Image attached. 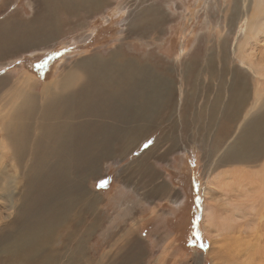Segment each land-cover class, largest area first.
<instances>
[{
	"label": "bare ground",
	"instance_id": "1",
	"mask_svg": "<svg viewBox=\"0 0 264 264\" xmlns=\"http://www.w3.org/2000/svg\"><path fill=\"white\" fill-rule=\"evenodd\" d=\"M5 3L0 0V6ZM28 5L32 16L14 10L0 17V58L40 52L42 45L51 46L60 36L73 37L80 31L77 38L94 35L88 22L109 8V0H28ZM165 19L164 10L154 3L140 10L128 27L131 42L121 30L118 44L106 54L95 50L62 66L56 89L47 95L36 94L33 76H22L23 80L13 74L0 76V94L10 88L9 95H0L4 134L0 137V216L7 218L0 223V228L7 225L0 232V264H119L125 254L129 255L125 264H134L140 249L131 242L132 230L122 238L123 244L134 246L131 251L121 247L98 262L94 259L88 239L103 218L97 209L102 196L88 189L87 183L100 172L101 163L126 153L130 148L122 145L126 137L134 146L140 133L153 134L172 123L181 104L183 108L192 104L189 97L202 88L198 83L202 76L207 77L204 88L209 92L213 88V98L205 111L195 112L196 118H204L201 123L206 122L198 131L204 128L209 133L215 126L219 140V126L240 128L230 139L222 138V149L220 144L207 153L204 168L216 173L210 180L214 189L232 195L225 203L209 200L203 223L220 227L218 232L231 231L232 239L225 242L228 254L246 253L247 264L263 257L256 264H264V96L258 88L264 82V0H233L230 33L222 40L203 39L217 42L222 50L227 47L229 64L213 49L209 51L215 55L204 61L206 53L199 45L183 57L185 61L176 59L178 76L188 80L192 92L176 88L170 64L158 67L154 43L147 44L145 56L136 48ZM172 134L169 130L168 139H174ZM151 147L135 161L139 168L148 166L143 159L152 157L155 146ZM226 164L228 169L223 168ZM16 168L21 177L10 174ZM211 189L208 184L207 195ZM59 239L62 248L57 247Z\"/></svg>",
	"mask_w": 264,
	"mask_h": 264
},
{
	"label": "rangeland",
	"instance_id": "2",
	"mask_svg": "<svg viewBox=\"0 0 264 264\" xmlns=\"http://www.w3.org/2000/svg\"><path fill=\"white\" fill-rule=\"evenodd\" d=\"M151 3L159 6V10H164L166 19L162 25L157 26L144 38V42L140 41L141 45L137 43L136 48L141 56H145L149 52L147 44L154 43L152 46L160 60L157 61L158 67L170 64L174 71L173 79L176 82V88H179L180 91L187 88L188 92L194 90V88L188 87V80L178 76L179 65L176 59L185 61L183 57L190 52L192 54V50L198 45L203 46L205 50L204 61L209 62L215 52L217 55L221 54L220 59L229 64L230 55L227 56V47L222 50L217 46V42L214 44L204 43L203 39L222 40L230 33V8L233 0H109V8L104 13L95 15V19L88 22L87 27L95 30L94 35L85 39L77 38V35L83 33L80 31L73 37L70 35L60 36L61 40L51 43V46L42 45L41 48H44L37 53L30 50L12 53L8 56L2 55L0 63L7 64L0 66V76L13 74L21 80H23L22 76H33L31 78L38 83L33 87L36 94L47 95L56 89L59 76L62 73V66L71 65L78 59L90 56L95 50H99L100 54H106L114 45L118 44V40L123 34L121 30H124L126 41L131 42L133 36L128 38L130 37L128 29L130 21L136 18L140 10L148 7ZM14 10L24 13L25 17L33 15L28 0H6L5 5L0 6V17L5 18ZM245 13L243 11V14ZM242 18L241 16L238 20L240 26ZM209 49H213L214 52ZM257 50L260 51V49ZM260 54L258 53V56ZM189 56L187 55L185 58ZM182 64L185 65V62ZM206 79V76L199 78L198 83L202 85V88L197 95L191 96V99L189 97V102L192 104L188 108H183V104H181L176 109L175 116L171 120L173 124H163L161 128L156 129L157 131L152 132L153 134L143 135L140 133L136 140L138 142L134 146H132V141L127 140L130 138L126 137L122 143L123 146H130L126 153L123 156L122 153H119L120 156L117 155V157L113 155L103 164L101 163L100 172L91 177L87 183L88 189L102 196L101 206L99 205L97 209L103 218H100L99 225L92 232V237L89 236L88 239L89 249L95 256L96 262L100 261L103 255L110 256L121 247H127L131 251L134 246L128 243L125 246L122 238H125L127 233L132 230L135 233H133L131 242H134L135 247L140 249L134 264H247L246 253L237 256L230 252L228 254L226 251L225 242L229 237H231L229 239L233 237L230 236V230L218 232L221 231L220 227H209L203 223L204 211L209 200L218 199L219 201L222 199L225 200L222 203H225L232 195V193L224 194V192L214 189L213 182H210L212 174L216 173L209 171V167L207 171L204 168L207 163V153L211 152L206 147L207 140L190 139L191 132L197 133V138L198 133L208 138L212 135L213 138H216L214 135L215 126L211 127V133H207L204 128L198 131L199 126L206 122L201 123L204 118H196L195 112L198 108L205 111L207 105L212 104L213 98V88L209 92L202 83V81L206 83ZM255 79L259 80L258 77ZM14 82L17 80L15 79L12 85ZM251 86L254 88L255 82ZM258 88L260 92L262 91L261 96H264V82L259 84ZM2 94L9 95L10 88L5 89L0 95ZM205 98L207 99L205 100ZM2 100L0 99V103ZM181 107L183 108L182 114ZM220 127L218 134L221 137L217 146L221 144L222 149L224 146L222 138H224L223 140L231 138V134H235L240 128L237 124L234 128L229 126L228 130ZM169 130L173 131L174 139H168ZM3 135V128L0 126V137ZM176 138L179 140L176 141ZM151 146H155L152 157L143 159V164H148V166L146 169H141L139 168L140 164L135 161ZM221 149L220 151H222ZM226 165L223 166L224 169L229 168L228 164ZM124 169L126 170L123 172ZM170 172H172V177L176 176L182 190L184 189V205H182V200V203L179 201L176 205V213L172 214V217L169 215L171 209L168 210L166 205H163L162 196L165 189L161 185L162 182L170 178ZM10 174L20 176V169H10ZM151 178L152 181H150ZM19 180L20 178H18L16 186L19 185ZM101 181H106L107 185L101 187ZM208 184L212 189L208 191L207 195ZM12 185L14 186V182ZM159 186H161L160 189H158ZM221 210L223 211V208H220ZM2 211L6 212L4 206ZM224 214L227 213L224 211ZM1 216L0 223H6L7 218H1ZM251 218L255 221L254 216ZM248 219L250 221V218ZM6 226L5 224L0 228L1 233L5 231ZM216 234L218 236H215ZM57 247L62 248L60 239L57 241ZM128 256L125 254L119 264H125L129 259ZM262 260L263 257L262 259L256 257L254 263Z\"/></svg>",
	"mask_w": 264,
	"mask_h": 264
},
{
	"label": "crops",
	"instance_id": "3",
	"mask_svg": "<svg viewBox=\"0 0 264 264\" xmlns=\"http://www.w3.org/2000/svg\"><path fill=\"white\" fill-rule=\"evenodd\" d=\"M197 133L191 132V138L197 139L198 141H203V140H207L206 143V147H208L209 150H213V149H217V145L220 142L218 140V138H213L212 136L210 138H208L207 136H201L198 133V138L196 137ZM206 138V139H205ZM179 139L176 138V141H178ZM184 140H186L184 138ZM205 143V142H204ZM175 173V172H173ZM170 178L166 179L165 182H162L161 185H163L162 187H164L165 191L163 194V199H162V203L163 205H166L167 209H171L169 212L170 217H172V214L175 215L176 213V205L177 203L183 198V192L184 189L182 190V187L180 186L179 182L176 179V176L172 177V172H170ZM150 181H152V178L150 179ZM161 186H159L158 189H160ZM172 219V218H171ZM126 246V245H125Z\"/></svg>",
	"mask_w": 264,
	"mask_h": 264
},
{
	"label": "snow or ice",
	"instance_id": "4",
	"mask_svg": "<svg viewBox=\"0 0 264 264\" xmlns=\"http://www.w3.org/2000/svg\"><path fill=\"white\" fill-rule=\"evenodd\" d=\"M107 185V182L106 181H101V183H100V186L101 187H104V186H106Z\"/></svg>",
	"mask_w": 264,
	"mask_h": 264
},
{
	"label": "flooded vegetation",
	"instance_id": "5",
	"mask_svg": "<svg viewBox=\"0 0 264 264\" xmlns=\"http://www.w3.org/2000/svg\"><path fill=\"white\" fill-rule=\"evenodd\" d=\"M183 199H184V198H182V199H181V200H182V202H183ZM181 200H180V201H181ZM182 202H181V203H182ZM179 205H180V204H179ZM182 205H184V202H183V204H182Z\"/></svg>",
	"mask_w": 264,
	"mask_h": 264
}]
</instances>
